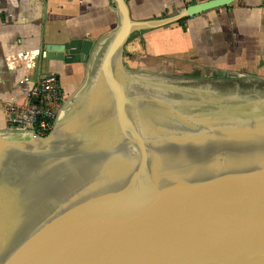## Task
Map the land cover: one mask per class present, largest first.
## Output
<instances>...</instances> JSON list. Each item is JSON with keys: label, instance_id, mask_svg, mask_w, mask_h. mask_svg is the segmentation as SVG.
<instances>
[{"label": "water", "instance_id": "water-1", "mask_svg": "<svg viewBox=\"0 0 264 264\" xmlns=\"http://www.w3.org/2000/svg\"><path fill=\"white\" fill-rule=\"evenodd\" d=\"M230 1H194L176 16ZM117 2L118 24L65 116L37 137L0 131V264H264V91H191L202 99L190 105L202 113L196 124L173 105L182 90L166 87L168 127L114 134L106 107L122 125L135 80L122 46L140 25ZM62 46V61L88 58ZM253 104L261 112L225 114ZM72 119L78 129L62 133ZM108 133L116 137L109 149L94 144ZM98 154L121 158L90 170ZM77 158L82 177L66 184L63 168L44 166Z\"/></svg>", "mask_w": 264, "mask_h": 264}, {"label": "crops", "instance_id": "crops-1", "mask_svg": "<svg viewBox=\"0 0 264 264\" xmlns=\"http://www.w3.org/2000/svg\"><path fill=\"white\" fill-rule=\"evenodd\" d=\"M194 1L201 0H125L140 25L126 37L122 59L129 40L147 34L177 70L223 65L264 74V0H231L176 16ZM118 20L117 0H0V131L13 132L5 105L21 102L40 73L54 72L70 94L96 67ZM64 42L68 50H87L86 61L58 58Z\"/></svg>", "mask_w": 264, "mask_h": 264}, {"label": "rangeland", "instance_id": "rangeland-1", "mask_svg": "<svg viewBox=\"0 0 264 264\" xmlns=\"http://www.w3.org/2000/svg\"><path fill=\"white\" fill-rule=\"evenodd\" d=\"M157 46L158 44L155 43V38L152 37V35L149 36L146 34L145 36H133L127 44V49L123 57V63L130 74L133 75L132 77L135 79H133L134 85H138L145 81V83L149 82L147 85L152 87L157 83V85L162 86V88L170 87V89L173 88L176 90H182L181 92H183V95H179V99L173 102L175 104L184 100L192 99L194 101L196 100L197 103H201L202 99H200L199 96L187 95V92L190 91H194L195 93H202L204 90L209 92L219 91L227 93H232L236 90L246 92L257 90L264 91V74L253 72L254 68L252 67L229 68L227 66L219 65L211 68L198 66L190 70H177L172 66H167L170 58L164 53L161 54ZM87 73L81 79L80 84L73 91H71L70 94H63L65 96V100L62 104L60 113L66 114L72 108L74 103L77 102L78 96L88 85V79L90 77H88ZM232 82H236L238 85H234ZM248 98L251 99L254 98V96L251 95V97ZM128 114L129 118H131L132 113L130 114V112L125 114V118L128 117ZM59 115L54 125H56V123L61 119ZM125 118L122 119V125L120 126L123 127V131L129 132L132 128L129 126L133 117L131 118L132 120L129 118H127L128 120H125ZM7 136L11 138H27L26 135L17 131H13L12 133L8 132Z\"/></svg>", "mask_w": 264, "mask_h": 264}, {"label": "bare ground", "instance_id": "bare-ground-1", "mask_svg": "<svg viewBox=\"0 0 264 264\" xmlns=\"http://www.w3.org/2000/svg\"><path fill=\"white\" fill-rule=\"evenodd\" d=\"M148 83H145V81H143L138 85L132 86L134 96H132V98H131V104H130L129 112H130V114L132 113L131 116L133 117V120L131 119L132 118L131 116H130L131 118H129V114L127 115L128 116L127 118L131 119L133 122L132 123L129 120L131 122L129 127H132V129H137V130H133V132H135V133L142 131L143 127H144L143 130L153 131L152 133L159 131L161 128L168 127L167 125L169 122V118H170L169 115L170 114L166 108V103L170 100V97L167 96V92L164 90L165 87L162 88V86L157 85V83H156V85H154L152 87V86H148L147 85ZM154 83H155V81H154ZM188 90H190V89H188ZM212 90H214V89H212ZM190 94H191V91L187 93V95H190ZM81 96H82V92L80 93V95L78 96L77 99H79ZM106 97H107V95H106ZM190 99H192V98H190ZM193 102H196V100L195 101L193 99L192 100H184V101L179 102L178 104H173V105L175 106L177 111H180L182 109V115H183L182 117L185 118L187 122L192 120L196 124H202L201 118H200V117H202V113H200L201 111L194 112L191 110L190 105ZM196 105H197V102H196ZM106 109H107V111H109V114H110L108 119L111 121L113 120L114 125L112 123V126H114V127H113L112 132L115 134V131H117L115 129L120 128L121 121H119V119H118L116 125L119 124V127H115V121H116V117L114 116L115 112H112L108 106L106 107ZM251 109L255 110L254 113L261 112L260 108H256L255 104H253V108L250 107V108H244L243 109L242 107L238 106L236 108L225 109V114H228L229 111L231 112L230 113L231 115H235V114L239 115V114H243V113L247 114V113H249V111ZM85 113H87V111H84V108H83V111H82V109L79 110L78 113L76 114V116H74V117L76 119L78 118L79 120H81L84 118L83 117L84 115H87ZM218 113H221V112H218ZM61 114L62 113H60L59 116L61 118L64 117L65 114H62V115ZM92 114L93 113H89V116H91ZM127 118H125V120H128ZM75 121L76 120H74V119H72V121L70 120V122H68V125L66 124L67 126H64L62 133L65 134V133H72V132L76 131L78 128H77V123L75 124ZM127 125H128V122H127ZM113 133H111V134L108 133L103 140H96L94 142V144L106 143L107 146L105 148L109 149V144H113V142L115 143V141H116L115 136H114L115 138H111V136L113 137V135H112ZM57 153H59V152H57ZM120 158L121 157H118L117 155L109 156V154H105V155L101 156V154H98L97 157L94 158L95 161L90 163L89 168H90V170H92L95 162H97L98 164H99V162H101V163H103V165L105 167L113 159L115 160V159H120ZM81 164H82V161H80L77 158L76 162H75V160L72 162H69L67 160L65 163L64 162L53 163V161H50L49 163L45 164L44 166L48 169H56L57 171L60 168H63L59 174L64 177L62 183L66 184V180H70L71 178L78 180L80 177H82L81 174H83L82 172H84L82 165H84V164H82V165ZM64 190L65 189L62 188L61 190H59V193L64 191ZM67 190L73 192L74 190H76V188L67 189ZM67 204L68 203L59 204L58 207L62 208L64 206H66ZM0 247H1V244H0ZM2 259L3 258L0 257V261H2Z\"/></svg>", "mask_w": 264, "mask_h": 264}, {"label": "built area", "instance_id": "built-area-1", "mask_svg": "<svg viewBox=\"0 0 264 264\" xmlns=\"http://www.w3.org/2000/svg\"><path fill=\"white\" fill-rule=\"evenodd\" d=\"M64 100L58 76L51 71L42 72L21 102L10 101L5 105L8 127L27 137L44 135L54 126Z\"/></svg>", "mask_w": 264, "mask_h": 264}, {"label": "flooded vegetation", "instance_id": "flooded-vegetation-1", "mask_svg": "<svg viewBox=\"0 0 264 264\" xmlns=\"http://www.w3.org/2000/svg\"><path fill=\"white\" fill-rule=\"evenodd\" d=\"M227 82H229V81H227ZM234 85H238L236 82H232ZM239 83V82H238Z\"/></svg>", "mask_w": 264, "mask_h": 264}]
</instances>
